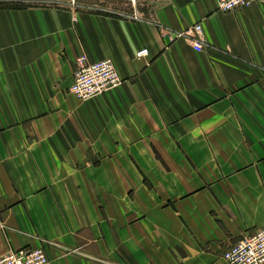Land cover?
Segmentation results:
<instances>
[{"label":"crops","instance_id":"0c3cea01","mask_svg":"<svg viewBox=\"0 0 264 264\" xmlns=\"http://www.w3.org/2000/svg\"><path fill=\"white\" fill-rule=\"evenodd\" d=\"M59 2L0 8V257L227 264L264 228V4ZM82 54L124 83L77 98Z\"/></svg>","mask_w":264,"mask_h":264},{"label":"built area","instance_id":"2783aa9c","mask_svg":"<svg viewBox=\"0 0 264 264\" xmlns=\"http://www.w3.org/2000/svg\"><path fill=\"white\" fill-rule=\"evenodd\" d=\"M264 0H216L217 9L232 12ZM136 18V16H133ZM200 25L196 24L182 32H163L171 40L188 38L196 51L203 50ZM138 57L148 56L149 50L137 51ZM124 83L115 62L111 58L90 61L87 55L76 60L73 83L69 91L81 100H90L108 93ZM227 264H264V228L250 231L241 240L232 244L224 253ZM0 264H51L42 247L24 246L11 250L0 257Z\"/></svg>","mask_w":264,"mask_h":264},{"label":"rangeland","instance_id":"374dc122","mask_svg":"<svg viewBox=\"0 0 264 264\" xmlns=\"http://www.w3.org/2000/svg\"><path fill=\"white\" fill-rule=\"evenodd\" d=\"M0 1H3V0H0ZM21 2H23L24 6H28V7H32V6H55V5H58L60 3L59 0H21ZM95 10H97V9H95ZM49 260H50V258H49Z\"/></svg>","mask_w":264,"mask_h":264},{"label":"trees","instance_id":"16d2710c","mask_svg":"<svg viewBox=\"0 0 264 264\" xmlns=\"http://www.w3.org/2000/svg\"><path fill=\"white\" fill-rule=\"evenodd\" d=\"M21 0H3L0 1V8H26Z\"/></svg>","mask_w":264,"mask_h":264}]
</instances>
